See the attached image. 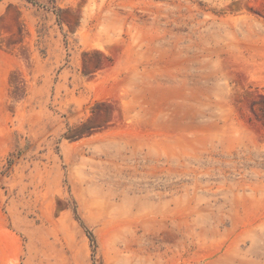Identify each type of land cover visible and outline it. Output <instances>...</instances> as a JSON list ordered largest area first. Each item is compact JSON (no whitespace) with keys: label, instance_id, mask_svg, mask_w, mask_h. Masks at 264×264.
Here are the masks:
<instances>
[{"label":"rangeland","instance_id":"374dc122","mask_svg":"<svg viewBox=\"0 0 264 264\" xmlns=\"http://www.w3.org/2000/svg\"><path fill=\"white\" fill-rule=\"evenodd\" d=\"M0 249L264 264V0H0Z\"/></svg>","mask_w":264,"mask_h":264},{"label":"crops","instance_id":"0c3cea01","mask_svg":"<svg viewBox=\"0 0 264 264\" xmlns=\"http://www.w3.org/2000/svg\"><path fill=\"white\" fill-rule=\"evenodd\" d=\"M15 252V249L6 252L0 249V264H7V257L11 256V254L15 255Z\"/></svg>","mask_w":264,"mask_h":264},{"label":"trees","instance_id":"16d2710c","mask_svg":"<svg viewBox=\"0 0 264 264\" xmlns=\"http://www.w3.org/2000/svg\"><path fill=\"white\" fill-rule=\"evenodd\" d=\"M89 236L92 238V234L91 233H89Z\"/></svg>","mask_w":264,"mask_h":264}]
</instances>
